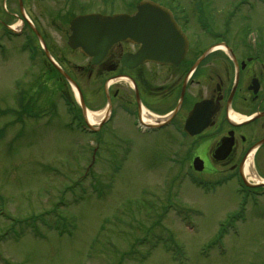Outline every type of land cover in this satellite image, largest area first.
Returning <instances> with one entry per match:
<instances>
[{"label": "rangeland", "instance_id": "374dc122", "mask_svg": "<svg viewBox=\"0 0 264 264\" xmlns=\"http://www.w3.org/2000/svg\"><path fill=\"white\" fill-rule=\"evenodd\" d=\"M133 1L110 0V14L130 12ZM214 1L206 11L220 26L230 6L244 0ZM248 1L251 6L231 20L233 33L264 28V2ZM5 53L0 264H264V202L240 208L236 180L189 172L190 142H171L162 131L142 134L134 115L116 117L97 135L85 133L71 118L68 107L76 105L69 88L65 99L46 89L47 106L54 109L42 105L13 125L18 115L4 112L22 110L15 105L14 82L23 76L17 65L27 54L24 60L11 45ZM33 79L22 82L37 95L40 84ZM91 115L103 112L86 113L87 121ZM96 120L89 121L99 126L103 116ZM193 149L207 153L205 146Z\"/></svg>", "mask_w": 264, "mask_h": 264}, {"label": "flooded vegetation", "instance_id": "af4514ba", "mask_svg": "<svg viewBox=\"0 0 264 264\" xmlns=\"http://www.w3.org/2000/svg\"><path fill=\"white\" fill-rule=\"evenodd\" d=\"M181 2L189 7L196 3ZM102 4L106 9L98 8L97 0H0V43L5 34L18 36L11 44L23 56L27 54L30 65L24 78L34 77L32 81L40 84L37 94L44 93L41 84L65 90L70 78L87 103L110 99L111 118L142 113L141 106L154 108L164 119L159 120V131L171 141L174 128L184 129L195 105L212 100L218 109L202 133L207 153L196 157L204 160L205 170L212 174L226 170L234 175H243L251 157L248 173L264 178V33L249 27V33L217 39L192 30L188 17L175 14L189 39L183 58L172 65L146 62L128 68L122 64L123 55L136 52L139 46L119 43L97 62L68 44L71 20L85 13H110V1ZM250 34H255L254 41ZM29 44L35 46L34 56L28 51ZM5 52L0 49L1 54ZM230 113L244 121L232 120Z\"/></svg>", "mask_w": 264, "mask_h": 264}, {"label": "water", "instance_id": "95a60500", "mask_svg": "<svg viewBox=\"0 0 264 264\" xmlns=\"http://www.w3.org/2000/svg\"><path fill=\"white\" fill-rule=\"evenodd\" d=\"M71 44L81 47L89 55L107 50L118 41L141 43V49L131 55L134 65L144 61L173 62L182 53L184 38L170 13L159 5L144 2L135 16L89 15L73 23ZM198 105L196 113L203 109ZM196 119H191L193 122ZM188 126V125H187ZM197 161L195 166H197Z\"/></svg>", "mask_w": 264, "mask_h": 264}, {"label": "bare ground", "instance_id": "6f19581e", "mask_svg": "<svg viewBox=\"0 0 264 264\" xmlns=\"http://www.w3.org/2000/svg\"><path fill=\"white\" fill-rule=\"evenodd\" d=\"M102 116H103V115H101V117H102ZM101 117H99V118L96 117V118H95L94 116L91 115V116H89V120L93 118V119H95V120L97 119L96 121H99V120L101 119ZM144 121H145V120H144ZM146 121H147V122H151V120H147V119H146ZM146 121H145V122H146ZM91 122H92V120H91Z\"/></svg>", "mask_w": 264, "mask_h": 264}]
</instances>
